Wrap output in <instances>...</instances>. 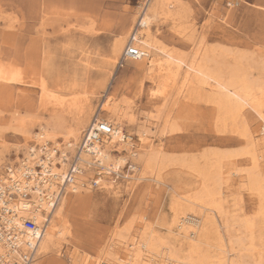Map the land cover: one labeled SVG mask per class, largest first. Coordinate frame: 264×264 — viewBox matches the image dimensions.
Returning <instances> with one entry per match:
<instances>
[{
    "label": "bare ground",
    "instance_id": "bare-ground-1",
    "mask_svg": "<svg viewBox=\"0 0 264 264\" xmlns=\"http://www.w3.org/2000/svg\"><path fill=\"white\" fill-rule=\"evenodd\" d=\"M144 1L133 14L135 24L141 20L143 26L135 34L136 39L132 43L142 50V56L136 59L140 72H145V77L156 83L153 95L162 96L166 100L171 87L182 77L183 89L186 87L191 96H203L217 104L218 121L230 120L236 124L243 117L245 107L253 110L261 120L260 135L256 136L244 124L241 134L247 145L242 153L217 154V159L212 163L216 172L214 168L199 167L195 163L190 166L201 178V187L195 193H178L181 197L174 198L172 202L175 210L173 225L178 227V234L188 243V255L181 254L175 245L159 235L154 226L140 218L136 221V228L129 223L120 230L112 231L108 248H105L104 240L96 255H93L96 262L94 264H264V234L257 235V229L262 230L263 227L257 222L264 219V77L251 79L240 65L229 68L226 76L224 64L216 58L217 55L214 56L216 48L206 47L201 50L205 45L203 42L199 43L198 50L189 57L177 50L168 49L158 37L155 27L168 19L179 24L192 12L191 5L184 0ZM254 7L264 9L260 4ZM89 30L95 31L93 25ZM133 31L134 28L122 30L117 35L112 54L106 58L107 65L115 63L126 50ZM2 54L0 53V91L7 90L10 84H32L39 89L40 108L52 107L50 119L41 126L40 131L27 125L25 117H11L7 129L25 139V143L17 149L24 155L18 157L22 162L16 168L18 173L21 172L22 176L24 171L32 169L37 173L35 164H40L43 169L41 178H36L35 181L13 179L10 187L19 195L18 199L7 200L0 194V264H38V258L59 252L67 234L71 233V214L81 211L88 203L93 189L117 190L118 193L116 175L121 174L120 172L128 180L127 188L135 185L130 179L164 182L161 173L154 170L159 162L166 161L162 154V143L156 144L154 141L157 134L153 130L156 124L153 119L158 120L159 115L149 114L146 121L139 122L131 113L129 105L125 106L115 100L114 96L107 95L104 104L107 117L101 115L102 110L89 117L91 102L87 93L77 91L78 84H65L59 80L51 83L44 70L40 72L38 67L33 68L31 64L28 65V70L21 67V63L14 58H5ZM145 61L147 65L144 64ZM261 70L264 75V62ZM161 111V108L157 109L156 113ZM99 120L112 124L114 132L99 144L84 148L83 131ZM128 124L138 126L136 135L141 148H144L142 152L133 150L134 137L125 130ZM164 125L169 126L172 132L178 129L174 123L170 125V119H166ZM0 133L3 131L0 130ZM0 139L1 167L3 157L9 153V149L1 137ZM59 139H63L62 144ZM34 140L37 143H33ZM77 147L78 157L73 160L77 176L73 182L67 183V168ZM58 149L61 150L60 155L56 152ZM115 152L118 155H114ZM239 154L247 155L251 163L244 174L240 168L232 166L235 161L225 163L226 158ZM36 158L38 161L31 162ZM138 159L142 165L137 175L135 171L139 169ZM130 163L134 174L127 175L123 168ZM95 181L98 183L96 188L93 186ZM236 182L241 191H247L257 200L258 211L254 216L245 217L242 222L236 220L231 225L226 217L223 199ZM2 183L0 180L1 187ZM222 185H226L227 189ZM29 194L31 196L26 197ZM29 218L35 221L36 230L24 228V220ZM239 230L243 231L244 236L233 238L234 232ZM82 250L75 249L73 255L80 256ZM248 256L252 260H247ZM93 261L84 256L83 260L75 262L91 264Z\"/></svg>",
    "mask_w": 264,
    "mask_h": 264
},
{
    "label": "rangeland",
    "instance_id": "rangeland-1",
    "mask_svg": "<svg viewBox=\"0 0 264 264\" xmlns=\"http://www.w3.org/2000/svg\"><path fill=\"white\" fill-rule=\"evenodd\" d=\"M184 1L192 9L185 20L179 24L163 20L155 27L164 46L189 57L203 42L205 45L201 50L216 48L214 56L217 55L216 58L224 64L226 76L229 68L240 65L251 79L264 77L261 70L264 62V9L245 4L238 9H230L217 0ZM144 3V0H0V53L5 58H14L28 70L30 66L38 67L40 72L44 70L51 83L59 80L65 84H78L77 91L87 93L90 99L89 117L98 110L107 117L104 106L107 95L114 96L125 106L129 105L139 122L146 121L149 114H158L159 119H153L156 123L153 130L157 134L154 141L162 143V154L166 157V161L159 162V167L154 169L161 173L163 183L152 179H130L135 185L127 188L128 180L123 176L116 183L118 193L117 190L93 189L81 211L71 214V233L67 234L59 252L36 258L38 264H76L75 261L83 260L84 256L93 261V255L104 240L105 248H108L112 231L129 223L136 228V221L140 218L154 226L159 235L175 245L181 254L188 255V243L178 234V227L173 225L175 210L172 202L174 198L195 193L201 187V178L190 166L195 163L199 167L214 168L216 172L212 163L217 154L242 153L247 145L241 134L244 124L256 136L260 135V117L248 107L244 108L243 117L236 124L230 120L218 121L217 104L203 96L199 99L191 96L186 87L183 89L182 77L171 87L166 101L162 96L153 95L156 83L147 79L145 72H140L136 59L126 60L123 66L120 65L125 51L115 63L106 64V58L114 49L115 38L122 30L129 31L134 27L136 19L133 14ZM256 4L264 6V0H258ZM91 25L94 32L89 30ZM144 64L147 65V61ZM9 86L7 90L0 91V130L3 131L0 137L9 149L3 157L0 174L5 166L19 162L18 157L24 156L17 149L25 139L7 129L11 117H25L27 125L40 131L41 126L49 121L52 110L51 106L40 108L38 87L32 84ZM160 108L161 113H156ZM166 119H170V125L174 123L178 129L172 132L169 126L164 125ZM137 127L128 124L125 130L134 137L133 150L142 152L144 148L139 144ZM59 142L62 144L63 139ZM231 156L225 159V163L235 161L232 166L240 168L242 174L251 167L247 155ZM131 164L123 168L127 175L133 172ZM141 165L139 161V169L135 171L137 175ZM262 167L264 169V163ZM222 187L227 189L226 185ZM230 188L223 199V206L232 225L236 220L242 222L245 217L254 216L258 205L252 195L241 191L238 182ZM257 223L263 226L262 230L257 229V235L264 234V219ZM242 232H234L233 238L244 236ZM78 248L83 250L76 257L73 251ZM246 259L252 260L250 256ZM94 263L95 260L91 264Z\"/></svg>",
    "mask_w": 264,
    "mask_h": 264
},
{
    "label": "built area",
    "instance_id": "built-area-1",
    "mask_svg": "<svg viewBox=\"0 0 264 264\" xmlns=\"http://www.w3.org/2000/svg\"><path fill=\"white\" fill-rule=\"evenodd\" d=\"M220 2H225L227 5L234 7V8H240L241 5L243 4H247L248 0H217ZM142 22L141 20H139L136 24H134V34L133 37L131 38V42L129 43V45H127L125 53H124V57L121 59L120 61V65L123 66V63L126 60H133V59H137L140 58L142 56V50L139 46H137L135 43H132L133 40L136 39L135 34L142 29ZM114 132V126L110 123H108L107 121H103V120H99L96 123H94L93 125L89 126L88 129L86 131H84V142H83V147H87V146H95L97 144H99L101 141H104V139L108 138L112 133ZM53 147V146H52ZM80 147V146H79ZM79 147H77L74 157H72L71 159V163L69 164L68 168H67V176H66V181L67 183L73 182L77 176V169L75 168L74 162L73 160L76 157V154L78 153L77 151L79 150ZM54 148V147H53ZM57 149V148H56ZM58 155L61 154V150L58 149V151H56ZM38 161V158L33 159V161L31 162H36ZM22 162H16L15 164L10 163L4 170L3 172L0 174L1 181H3L2 185L3 187L0 186V194L5 197V199L9 200L11 198H19V195L17 194V192L13 191V189H11L10 185L11 183L14 181L13 179L17 180V178H22L24 181L28 182L29 181H35L36 178L40 179L42 175H40L42 172V166L40 164H35V170L37 171V173H34V170L32 171H24L22 176H21V172L18 173V170L16 169ZM23 164H26V162H23ZM121 174L116 175V179L118 180V178L123 177V173L120 172ZM13 174L15 176H13ZM16 177V178H14ZM19 182L21 181L18 180ZM93 186L96 188L98 187V183L95 181L93 183ZM31 194H29V196L26 197H30ZM12 200V199H11ZM3 212V211H2ZM24 228L26 230H36V223L32 218L26 219L24 220Z\"/></svg>",
    "mask_w": 264,
    "mask_h": 264
},
{
    "label": "crops",
    "instance_id": "crops-1",
    "mask_svg": "<svg viewBox=\"0 0 264 264\" xmlns=\"http://www.w3.org/2000/svg\"><path fill=\"white\" fill-rule=\"evenodd\" d=\"M218 2H220V1H218ZM258 2V0H248L247 1V4H245V5H249V6H251V7H254L255 5H256V3ZM221 4H224V6L226 7V8H230V9H238V8H234V7H231V6H229V5H227L225 2H220ZM244 5V4H243ZM128 62V61H127ZM9 165V164H8ZM7 165V166H8ZM7 166H5L4 167V169L7 167Z\"/></svg>",
    "mask_w": 264,
    "mask_h": 264
}]
</instances>
